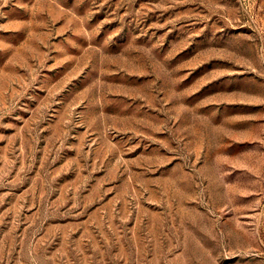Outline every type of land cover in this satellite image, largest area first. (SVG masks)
<instances>
[{"label": "rangeland", "instance_id": "1", "mask_svg": "<svg viewBox=\"0 0 264 264\" xmlns=\"http://www.w3.org/2000/svg\"><path fill=\"white\" fill-rule=\"evenodd\" d=\"M0 264H264V0H0Z\"/></svg>", "mask_w": 264, "mask_h": 264}]
</instances>
